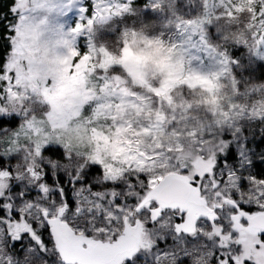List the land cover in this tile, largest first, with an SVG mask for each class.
Returning <instances> with one entry per match:
<instances>
[{
  "label": "snow or ice",
  "instance_id": "6c2138e0",
  "mask_svg": "<svg viewBox=\"0 0 264 264\" xmlns=\"http://www.w3.org/2000/svg\"><path fill=\"white\" fill-rule=\"evenodd\" d=\"M0 8V264H264V0Z\"/></svg>",
  "mask_w": 264,
  "mask_h": 264
},
{
  "label": "trees",
  "instance_id": "16d2710c",
  "mask_svg": "<svg viewBox=\"0 0 264 264\" xmlns=\"http://www.w3.org/2000/svg\"><path fill=\"white\" fill-rule=\"evenodd\" d=\"M3 10H5L4 8H0V11H3Z\"/></svg>",
  "mask_w": 264,
  "mask_h": 264
}]
</instances>
